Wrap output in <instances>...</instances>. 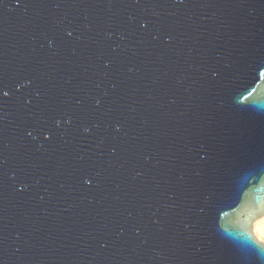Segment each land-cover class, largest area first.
<instances>
[{"label": "water", "instance_id": "95a60500", "mask_svg": "<svg viewBox=\"0 0 264 264\" xmlns=\"http://www.w3.org/2000/svg\"><path fill=\"white\" fill-rule=\"evenodd\" d=\"M260 63L264 0H0V264H264Z\"/></svg>", "mask_w": 264, "mask_h": 264}, {"label": "snow or ice", "instance_id": "6c2138e0", "mask_svg": "<svg viewBox=\"0 0 264 264\" xmlns=\"http://www.w3.org/2000/svg\"><path fill=\"white\" fill-rule=\"evenodd\" d=\"M254 71L259 77L264 78V63L256 65ZM3 95L7 96L8 93L4 92ZM249 95H251V93H249ZM245 99H247V97L241 95V103ZM28 134L31 136V132ZM85 182L90 183L87 179ZM240 253L244 257L259 254V256L264 259V227L258 231L255 239H253L250 235H244V239L240 247Z\"/></svg>", "mask_w": 264, "mask_h": 264}, {"label": "bare ground", "instance_id": "6f19581e", "mask_svg": "<svg viewBox=\"0 0 264 264\" xmlns=\"http://www.w3.org/2000/svg\"><path fill=\"white\" fill-rule=\"evenodd\" d=\"M262 227H264V215L255 219L252 223V230L255 236Z\"/></svg>", "mask_w": 264, "mask_h": 264}]
</instances>
